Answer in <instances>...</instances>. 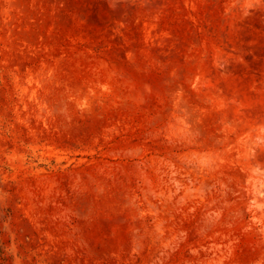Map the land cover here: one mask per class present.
Returning a JSON list of instances; mask_svg holds the SVG:
<instances>
[{
	"label": "rangeland",
	"instance_id": "obj_1",
	"mask_svg": "<svg viewBox=\"0 0 264 264\" xmlns=\"http://www.w3.org/2000/svg\"><path fill=\"white\" fill-rule=\"evenodd\" d=\"M0 264H264V0H0Z\"/></svg>",
	"mask_w": 264,
	"mask_h": 264
}]
</instances>
